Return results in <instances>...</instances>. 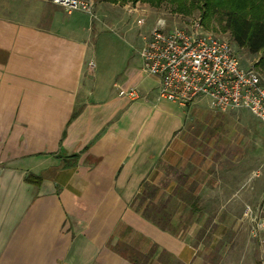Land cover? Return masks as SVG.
Returning <instances> with one entry per match:
<instances>
[{
    "label": "crops",
    "instance_id": "obj_1",
    "mask_svg": "<svg viewBox=\"0 0 264 264\" xmlns=\"http://www.w3.org/2000/svg\"><path fill=\"white\" fill-rule=\"evenodd\" d=\"M103 5L0 0V264H219L217 244L264 195V157L211 170L183 137L185 106L140 64L97 55L106 28L130 27ZM130 87L138 98L118 94ZM145 182L175 202L176 231L142 214Z\"/></svg>",
    "mask_w": 264,
    "mask_h": 264
},
{
    "label": "rangeland",
    "instance_id": "obj_2",
    "mask_svg": "<svg viewBox=\"0 0 264 264\" xmlns=\"http://www.w3.org/2000/svg\"><path fill=\"white\" fill-rule=\"evenodd\" d=\"M92 1L93 6L96 2L102 5L107 3L103 5L105 6L103 9L108 8L107 10H110L120 20L122 17L130 19L129 29H122L118 25L106 28L98 39L97 55L102 61L110 60V64H113L115 68L126 64L137 67L140 64L139 49L143 43V36L158 18H162L171 27L189 25L192 20L199 19L205 30L221 35L231 42L241 66H254L256 61L255 55L249 54L245 49L236 48L230 39L229 31L223 29V23L215 18L204 22L197 9L190 14H183L172 11L168 1L162 2L158 7L139 0L133 3L116 2L112 5L102 0ZM256 68L259 70L258 67ZM260 73L264 83V74ZM184 106L186 118L182 130L183 137L193 149L213 159H218L217 162L213 161L210 166L211 170L222 169L227 162L224 157L237 155H247L249 158L253 155L264 157V125L247 109L215 111L202 98ZM249 158L247 163L252 164L253 157ZM259 168L264 177V164ZM170 172L167 175L169 180L175 178ZM252 175H255V171ZM263 196L259 201L250 202L249 205L253 206L251 209L247 208L246 212L250 210L252 214L241 217L239 223L232 226L226 236L219 241L215 255L217 263L264 264V215L261 217L256 210ZM172 203L173 201H170L168 204ZM173 206L171 207L174 208Z\"/></svg>",
    "mask_w": 264,
    "mask_h": 264
},
{
    "label": "built area",
    "instance_id": "obj_3",
    "mask_svg": "<svg viewBox=\"0 0 264 264\" xmlns=\"http://www.w3.org/2000/svg\"><path fill=\"white\" fill-rule=\"evenodd\" d=\"M66 13L93 15L92 0H50ZM140 70L157 79V95L180 105L205 99L215 111L247 109L264 125V83L256 67L240 65L231 42L203 28L199 19L189 25L168 26L158 18L143 36ZM119 95L139 97L135 87ZM264 215V196L257 206ZM259 217V218H261Z\"/></svg>",
    "mask_w": 264,
    "mask_h": 264
},
{
    "label": "trees",
    "instance_id": "obj_4",
    "mask_svg": "<svg viewBox=\"0 0 264 264\" xmlns=\"http://www.w3.org/2000/svg\"><path fill=\"white\" fill-rule=\"evenodd\" d=\"M110 3L135 2L137 0H102ZM148 3L151 6L158 7L162 2L168 1L171 10L183 14H190L194 9L200 12L204 22H209L215 18L223 23V29L229 31L230 39L237 49H245L249 54L256 56L254 66L258 67L259 72L264 74V0H139ZM168 171L174 170L172 166H163ZM162 167V168H163ZM163 168V169H164ZM182 177H186L183 175ZM27 181L37 183L39 178L35 175L28 174ZM158 189V185L145 182L144 189L138 195L142 204L146 198V202L142 214L149 221L162 229L176 231L172 228L170 218L172 211L167 208L168 196L166 201L159 198L156 202L152 201ZM176 191V190H175ZM177 192V191H176ZM179 191L177 198L185 197ZM184 193V192H183ZM179 201V199H177ZM175 203V202H173ZM117 250V248H115ZM124 257V252H120ZM132 260V259H131ZM135 263L137 261L134 260Z\"/></svg>",
    "mask_w": 264,
    "mask_h": 264
}]
</instances>
